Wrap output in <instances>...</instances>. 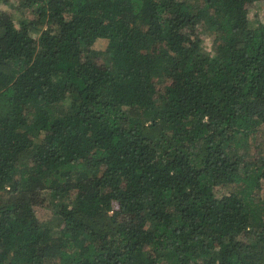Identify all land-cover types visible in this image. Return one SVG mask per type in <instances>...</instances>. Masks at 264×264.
Wrapping results in <instances>:
<instances>
[{
	"label": "trees",
	"instance_id": "trees-1",
	"mask_svg": "<svg viewBox=\"0 0 264 264\" xmlns=\"http://www.w3.org/2000/svg\"><path fill=\"white\" fill-rule=\"evenodd\" d=\"M258 3L0 0V264H264Z\"/></svg>",
	"mask_w": 264,
	"mask_h": 264
},
{
	"label": "rangeland",
	"instance_id": "rangeland-1",
	"mask_svg": "<svg viewBox=\"0 0 264 264\" xmlns=\"http://www.w3.org/2000/svg\"><path fill=\"white\" fill-rule=\"evenodd\" d=\"M264 5L263 3H258V4H254L252 6H250L249 8H251V13H254L256 14V16H259L261 17L262 19H264V8L263 6ZM106 45V40L105 39H100L96 42V47L97 48H101L103 49Z\"/></svg>",
	"mask_w": 264,
	"mask_h": 264
}]
</instances>
